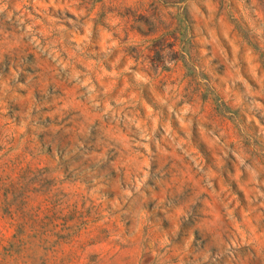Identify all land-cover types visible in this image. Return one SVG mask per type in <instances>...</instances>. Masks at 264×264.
<instances>
[{"label": "rangeland", "instance_id": "rangeland-1", "mask_svg": "<svg viewBox=\"0 0 264 264\" xmlns=\"http://www.w3.org/2000/svg\"><path fill=\"white\" fill-rule=\"evenodd\" d=\"M0 264H264V0H0Z\"/></svg>", "mask_w": 264, "mask_h": 264}]
</instances>
